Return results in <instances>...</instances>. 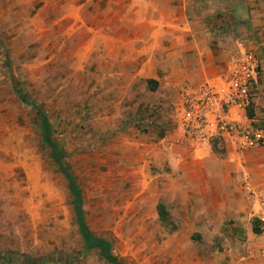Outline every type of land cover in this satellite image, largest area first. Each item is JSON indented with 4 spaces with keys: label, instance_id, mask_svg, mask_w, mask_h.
I'll use <instances>...</instances> for the list:
<instances>
[{
    "label": "rangeland",
    "instance_id": "374dc122",
    "mask_svg": "<svg viewBox=\"0 0 264 264\" xmlns=\"http://www.w3.org/2000/svg\"><path fill=\"white\" fill-rule=\"evenodd\" d=\"M130 1L0 0V264H109L97 249H84L67 180L41 139L35 110L19 100L12 81L47 115L61 161L80 188L85 223L110 241L118 259L264 264L261 175L238 177L237 197L251 200L245 212L237 206L233 218H218L201 190L207 176L155 158L156 147L170 141L193 147L177 141L179 109L172 102L184 90L170 97L162 91L167 106L139 110L136 99L154 95L143 90L144 75L162 76L168 67L180 79L182 68L200 82L204 56L190 46L184 63L180 47L164 35L151 41L147 29L128 27L137 24L126 9ZM223 153L213 141L208 166ZM254 218L259 233L243 227Z\"/></svg>",
    "mask_w": 264,
    "mask_h": 264
},
{
    "label": "crops",
    "instance_id": "0c3cea01",
    "mask_svg": "<svg viewBox=\"0 0 264 264\" xmlns=\"http://www.w3.org/2000/svg\"><path fill=\"white\" fill-rule=\"evenodd\" d=\"M126 9L137 17L131 23L137 24L128 27L147 29L148 39L151 41L159 35H164L170 40L171 46L180 47V56L184 63L190 56V46L204 56L203 61L200 56L196 58L202 61L198 63L202 70L200 82H197V78H189L188 69L182 68L180 79L173 72L168 73V67L165 69V75L159 76L155 73L156 70L144 75L147 83L153 82H149L148 85L144 83L143 90H147L146 94L149 90L157 96L156 99L154 95H149L148 99L143 96L136 99L135 103L139 110L154 103L167 106L170 95L177 89H182L183 92L196 89L208 78H217L226 72L235 55L242 51H251L257 58V69L250 85L252 102L247 108L246 115L255 120V125L263 124L264 0H131L127 3ZM167 31L170 35L166 33ZM151 56L150 54L149 57ZM174 57L175 52L168 54L167 60H174ZM141 77L140 74L139 78ZM183 84L190 85L185 88L182 87ZM162 91L169 97L160 99L162 96L159 98V94ZM180 97H177L176 102H172L174 107L177 105V109L181 105ZM237 113L230 109L229 118H238ZM215 142L224 150L221 157L216 156V166H208L211 161L208 159L211 145L201 149L194 147L190 149L182 145H171L170 141L168 146L163 144L161 149L156 147L154 154L155 158L159 159L161 155V158L167 159L174 170L184 172L187 169H195L198 174L207 176L209 182H205L201 190H205L203 196L209 200L208 211L216 213L218 218L219 216L233 218L236 216V207L239 206L241 214L245 212L243 206L251 200L247 194L245 198L244 195L237 197L236 179L251 173L254 179L261 175L260 184H264V147H243L241 139L236 136L218 137ZM189 158L191 160H188ZM243 227L252 231L250 223Z\"/></svg>",
    "mask_w": 264,
    "mask_h": 264
},
{
    "label": "built area",
    "instance_id": "2783aa9c",
    "mask_svg": "<svg viewBox=\"0 0 264 264\" xmlns=\"http://www.w3.org/2000/svg\"><path fill=\"white\" fill-rule=\"evenodd\" d=\"M256 69L254 53L242 51L232 58L226 72L184 92L176 117L177 141L204 148L218 137L236 136L243 147H264V122L255 125V120L246 115L252 102L250 85ZM230 109L239 113L238 118H229ZM245 186L250 187L249 183ZM257 218L264 221L263 216Z\"/></svg>",
    "mask_w": 264,
    "mask_h": 264
},
{
    "label": "trees",
    "instance_id": "16d2710c",
    "mask_svg": "<svg viewBox=\"0 0 264 264\" xmlns=\"http://www.w3.org/2000/svg\"><path fill=\"white\" fill-rule=\"evenodd\" d=\"M149 82H153V81H148V83ZM12 86L19 100L23 102L24 104H27L28 106L32 107L35 110L36 116L39 119L41 139L48 147H50L51 157L53 158L55 163L58 165L60 172L64 175V177L67 180L70 193L73 195V204H74V211L76 215V221L78 224L79 233L83 239L84 249L86 250L97 249L99 256L105 261H107L109 264H126L124 261L118 259L115 255H113L112 246L109 240H107L104 237L93 234L88 229L85 223V220H84V216H83L82 197H81L80 188L75 182V179L69 167L65 165L64 163H62L61 161L62 152L52 137L53 135L52 125L47 115L45 114L43 109L38 104H36V102L30 101L26 97L25 93L17 85L16 81H12ZM251 229H252V232L254 233H259L261 230L259 221L256 218L252 220ZM25 264H37V263L33 260H29Z\"/></svg>",
    "mask_w": 264,
    "mask_h": 264
}]
</instances>
